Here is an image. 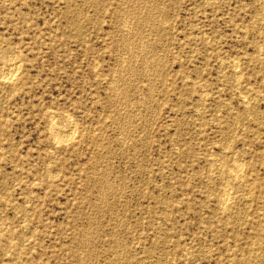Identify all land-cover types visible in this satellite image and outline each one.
Listing matches in <instances>:
<instances>
[{"label":"rangeland","instance_id":"rangeland-1","mask_svg":"<svg viewBox=\"0 0 264 264\" xmlns=\"http://www.w3.org/2000/svg\"><path fill=\"white\" fill-rule=\"evenodd\" d=\"M0 264H264V0H0Z\"/></svg>","mask_w":264,"mask_h":264},{"label":"bare ground","instance_id":"bare-ground-1","mask_svg":"<svg viewBox=\"0 0 264 264\" xmlns=\"http://www.w3.org/2000/svg\"><path fill=\"white\" fill-rule=\"evenodd\" d=\"M152 38V37H151ZM145 44V43H144ZM133 51V50H132ZM262 56V55H261ZM145 57H147L146 55H145ZM150 58V57H149ZM18 61H11V62H9V64H8V67L6 68L7 70V74H5L6 72H4V74L6 75V76H3V78L4 77H7V78H11V76L12 75H14V73L18 70V68H20L19 67V65H18V63H17ZM133 63V62H132ZM133 66V65H132ZM131 66V67H132ZM133 70V69H132ZM126 75V74H125ZM144 76V75H143ZM125 77V76H124ZM9 80V79H8ZM10 81H12V80H10ZM9 81V82H10ZM7 83V82H6ZM11 83V82H10ZM131 83V82H130ZM128 86V85H127ZM153 96V95H152ZM250 104V103H249ZM249 106V105H248ZM147 108V107H146ZM55 120V119H54ZM53 125V124H52ZM54 125H55V127H56V124H55V122H54ZM74 125V124H73ZM58 128H57V131L60 129L59 128V126H57ZM64 127V126H63ZM71 127V126H70ZM73 127V126H72ZM123 128V127H122ZM52 129V128H51ZM66 130V129H65ZM54 132V131H53ZM61 132H63V131H60V133L59 134H61L62 135V133ZM67 133V132H66ZM71 133V132H70ZM69 133V134H70ZM57 134V133H56ZM58 134V135H59ZM64 134H65V132H64ZM73 134V133H72ZM69 136H72L71 134L69 135ZM55 137V136H54ZM59 137H61V136H59ZM56 138H57V135H56ZM55 138V139H56ZM63 138H64V136H63ZM63 138H62V140H63ZM67 138H69L70 139V137H66V138H64V139H67ZM61 139V138H60ZM58 140H59V138H58ZM69 142V141H68ZM58 143H59V141H58ZM237 157V156H236ZM242 162V161H241ZM239 164H240V162H239ZM238 164V165H239ZM244 165V164H243ZM242 167V166H241ZM241 171V170H240ZM239 171V172H240ZM230 173H231V171H230ZM236 174V173H235ZM233 175V174H232ZM108 180V179H107ZM107 183V182H106ZM229 187V186H228ZM231 189V188H230ZM229 191V190H228ZM227 194H228V192H227ZM230 195V194H229ZM229 197V196H228ZM225 198V197H224ZM226 200V199H225ZM225 202V201H224ZM223 202V203H224ZM224 210V209H223ZM119 245V244H118ZM24 263V262H23Z\"/></svg>","mask_w":264,"mask_h":264}]
</instances>
